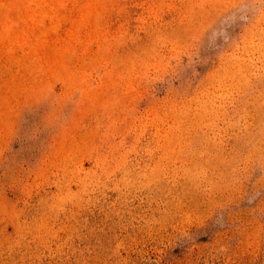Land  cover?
<instances>
[{"label": "rangeland", "instance_id": "obj_1", "mask_svg": "<svg viewBox=\"0 0 264 264\" xmlns=\"http://www.w3.org/2000/svg\"><path fill=\"white\" fill-rule=\"evenodd\" d=\"M0 264H264V0H0Z\"/></svg>", "mask_w": 264, "mask_h": 264}]
</instances>
